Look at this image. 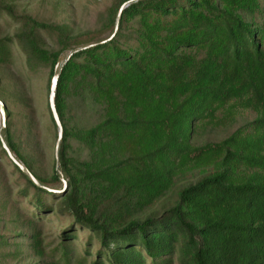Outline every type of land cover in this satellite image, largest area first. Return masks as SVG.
Here are the masks:
<instances>
[{"label":"trees","instance_id":"trees-1","mask_svg":"<svg viewBox=\"0 0 264 264\" xmlns=\"http://www.w3.org/2000/svg\"><path fill=\"white\" fill-rule=\"evenodd\" d=\"M1 15L17 25L0 35V65L18 51L27 72L47 70L43 114L16 77L0 84V155L22 182L27 218L37 223L53 200L71 217L43 264H87L91 237L88 264H264V0H110L98 26L77 33L15 15L5 0ZM244 109L252 120L195 142ZM36 115L51 137L48 172ZM184 168L197 178L141 216ZM76 227L87 237L73 261Z\"/></svg>","mask_w":264,"mask_h":264},{"label":"rangeland","instance_id":"rangeland-1","mask_svg":"<svg viewBox=\"0 0 264 264\" xmlns=\"http://www.w3.org/2000/svg\"><path fill=\"white\" fill-rule=\"evenodd\" d=\"M6 3L12 6V12L15 15L19 13H26L36 20L43 21L50 24H63L71 33H77L87 29H94L98 26V17L102 15L104 9L107 7L110 0H5ZM15 20L7 16H0V35L11 34L13 28L16 27ZM44 39L49 45L54 47L53 35L49 33H42ZM55 66L53 68V71ZM33 71V70H28ZM46 69L41 68L38 72L29 73L23 62V57L20 52L15 51L11 60L7 64L0 65V84L12 80L13 76L24 86L27 94L30 96V107H36L40 114L44 103V85L46 80ZM1 103V102H0ZM9 106L14 110V123L22 122V117L17 111H22L21 106L16 102L12 104L8 102ZM2 106V103H1ZM32 108V109H33ZM53 116V115H52ZM40 117V118H39ZM254 113L250 110L233 111L232 114L225 120H219L214 126L207 127L204 130H198L194 135L196 143L204 141H214L227 135L238 126L252 120ZM40 121L37 128L42 138H47L45 117L43 115H36ZM3 114H0V137L1 129L3 127ZM17 125L16 127H18ZM57 132L59 127L57 126ZM58 138V133H57ZM56 138V139H57ZM46 145L40 141L39 150L43 151L41 168L49 171L50 166V143L51 137H48ZM56 141L54 144L53 153L55 151ZM6 157L15 163L19 169H23L21 164L14 158L4 144L1 142ZM0 169H1V184H0V264H43L44 261L50 260L57 256L58 250L55 247L58 245V233L62 228L69 226L71 217L64 210H58L57 202L55 200L48 201L46 208L48 210L41 212V220L37 223L31 222L28 215L32 206L17 197L16 193L20 187L21 180L17 178L16 173L13 172L12 166L7 159L0 155ZM198 176L197 170L183 169L173 178V183L170 189L140 215L143 216L150 212H158L174 203L176 199L177 190L184 184L192 182ZM61 181V189L64 182ZM4 185L6 187H4ZM59 191V190H56ZM39 214V213H38ZM35 232L37 237V249L39 253L34 252L32 248L31 233ZM87 232L82 229L75 231V239L70 243V248L74 252V260L82 254L83 246L86 241ZM92 254L96 249V239L91 237V244L89 246ZM174 264H177L174 261Z\"/></svg>","mask_w":264,"mask_h":264},{"label":"water","instance_id":"water-1","mask_svg":"<svg viewBox=\"0 0 264 264\" xmlns=\"http://www.w3.org/2000/svg\"><path fill=\"white\" fill-rule=\"evenodd\" d=\"M54 83H55V79L52 78L51 83H50V88H49L48 103H49V107L51 109L53 118L56 120L55 113H54L53 106H52V90L54 88ZM0 114H3L1 103H0Z\"/></svg>","mask_w":264,"mask_h":264}]
</instances>
